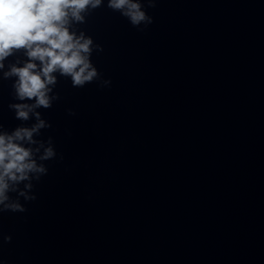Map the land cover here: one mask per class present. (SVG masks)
Here are the masks:
<instances>
[{
    "label": "clouds",
    "instance_id": "9594fccd",
    "mask_svg": "<svg viewBox=\"0 0 264 264\" xmlns=\"http://www.w3.org/2000/svg\"><path fill=\"white\" fill-rule=\"evenodd\" d=\"M102 6L105 0H0V73L4 80L15 78L13 97L19 101L8 107L21 122L35 119L30 127L22 124L11 132L0 125V212L27 211L20 198L37 199L34 182L47 175L45 162L57 157L52 137H36L51 127L38 109H49L60 98L54 92L58 75L70 78L74 88L93 81H100L101 87L111 84L91 61L93 51H103L102 46L78 27ZM106 7L144 31L153 23L145 7L155 8L156 0H146V5L142 0H107ZM21 52L22 63L6 65L9 57ZM69 115L75 113L69 110ZM11 239L4 236L6 243Z\"/></svg>",
    "mask_w": 264,
    "mask_h": 264
}]
</instances>
